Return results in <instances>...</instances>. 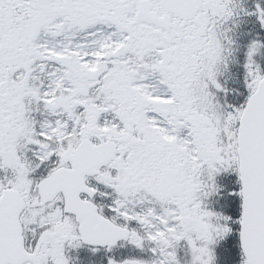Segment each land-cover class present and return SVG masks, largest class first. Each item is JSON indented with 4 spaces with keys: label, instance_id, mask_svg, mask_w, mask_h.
I'll list each match as a JSON object with an SVG mask.
<instances>
[{
    "label": "flooded vegetation",
    "instance_id": "flooded-vegetation-1",
    "mask_svg": "<svg viewBox=\"0 0 264 264\" xmlns=\"http://www.w3.org/2000/svg\"><path fill=\"white\" fill-rule=\"evenodd\" d=\"M10 2L12 0H9ZM139 3H142L145 9L141 16H137ZM2 4L0 66L5 64L4 56L7 51L16 50L22 58L31 56L37 50L38 36L43 38L45 35H53L54 32L85 35L88 30L101 25L105 28H114L118 34L123 35L128 43V52L136 55V58L131 55L132 59L125 62L116 60L113 65L97 68L95 80L86 78L85 71L80 67L65 71L70 80L69 90L67 87L62 100L49 108L55 110L58 116L61 114V119L58 118V140H52L48 144L49 157H53L54 163L67 164L73 146L63 142L62 133L69 127L66 122L69 119L75 120L74 115L80 107V101L90 88L88 85L93 83L114 90V93L107 91L95 93L100 103L103 102L102 97L109 103L108 108L114 117L112 137L118 145L120 144L119 157L109 162L98 176L89 178L90 185L98 191L94 201L100 207L113 212L114 205L118 203V187L125 191L124 194H130L132 187L139 184L140 178L144 181V176L149 172L148 167L152 176L148 179L147 187L154 185V182L158 187V174L165 165L186 169L187 156L186 154L181 156L183 152L181 148L174 159L167 157L165 136L159 130V113L154 107L151 114L155 119H148V100L136 97L134 85L141 84L142 79L155 75L174 82L179 111L184 110L183 114L187 117L186 127H191L194 132H206L204 129L208 126L205 120L207 118L203 114V103L198 102L197 98L205 93H212L209 90L215 82L216 70L210 60L203 58L204 54L210 51L206 46L197 43L189 45L186 41L189 34L195 33L197 29L195 24L193 26V20H184L181 14L177 13V7H167L160 0H14L12 5L7 6L8 10ZM195 21L200 22V17L198 16ZM191 51L193 54H190ZM165 59H169L168 65L165 64ZM63 66L77 65L65 60ZM137 68L144 69L147 75L143 78L137 76L133 71ZM72 77L76 81L71 79ZM230 84L234 86V82ZM2 85L0 77V100L3 98ZM4 106L5 103L0 102V109ZM1 116L0 128H3L5 121ZM180 123L179 117L177 121L179 128ZM74 126L76 127V124ZM124 132L136 133L130 134L134 137L131 139L132 144L121 143V134ZM124 139H129V135H125ZM213 140L214 137L210 142ZM155 143L163 148L160 155L150 150V146ZM35 158L40 159L38 155H35ZM117 161L126 165L139 164L132 171L133 175L123 177ZM140 162H144L143 167L140 166ZM221 164L223 165L222 162ZM232 164L233 160L229 158L228 165ZM183 184L189 194L196 189L191 174L185 173ZM146 186L144 188L149 189ZM83 198L87 196L83 195ZM55 200L59 205L63 203L62 195L59 194ZM52 202L40 203L39 206L32 205L30 210H35L37 215L43 214L46 208L54 209L58 206ZM33 236L30 235L31 242L39 240ZM37 244L38 241L33 247Z\"/></svg>",
    "mask_w": 264,
    "mask_h": 264
},
{
    "label": "rangeland",
    "instance_id": "rangeland-1",
    "mask_svg": "<svg viewBox=\"0 0 264 264\" xmlns=\"http://www.w3.org/2000/svg\"><path fill=\"white\" fill-rule=\"evenodd\" d=\"M246 10L247 13L250 11L248 7H246ZM262 12V23L264 24V10H262ZM186 41H188V44H194L195 42L201 44L202 42H204V38H200L199 35L193 33L188 36ZM204 56L208 60H215L217 57L216 54L213 56L204 54ZM12 70L14 71L15 68H13ZM39 86L43 87V84ZM42 87L40 88V92L42 90ZM52 87L53 85L50 86L49 91L53 90ZM134 87L136 88V90H134V94L136 95V97L142 98V87L136 84L134 85ZM164 103L165 104H161V106L170 109V118H173L176 110H174L172 106H170V104L166 102ZM43 106L44 108H46L45 103H43ZM38 113L42 114L41 109H39ZM17 116L18 114L16 113V111H14V113H12L11 115H5L8 124L6 125L5 129L0 131L6 141V143L4 141V149L2 148V154L5 161V163L2 165H5V170L14 169L16 157L15 150L13 149V144L15 143L17 135L23 133L16 128V125L9 126V124H12ZM182 122L185 123L184 118L182 119ZM46 124L47 122H45V125ZM41 133L43 137H47L48 125L41 129ZM194 134L197 137L200 135L199 132H194ZM28 137L30 139L29 134ZM204 138L205 142L207 143L209 141V138L207 136H204ZM31 140L34 139L31 138L30 141ZM166 140L169 146V153L179 150V144H177L176 146V144L174 143L175 141L170 142L168 141L167 137ZM126 143L131 144V142L128 141ZM37 145L42 146L43 144L37 142ZM203 154L205 155L204 151L202 152V155ZM40 159L44 161L42 164H40V167L43 170L47 169V167L49 166L48 159H44L41 156ZM117 164L120 171L122 172L123 177H126L127 175H133L132 171L139 163L126 165L121 161H117ZM143 165L144 162H140V166L143 167ZM147 171H149L147 173L151 175L149 167ZM26 181L27 179L18 177L12 180L14 185H16L18 188L22 183H26ZM152 185L153 184H151V187ZM118 191L120 193L119 189ZM142 196L144 195H133L135 207L150 206V208L146 209V211L143 212L144 214L134 211L133 218H135V223L139 224L137 226L142 229L148 241L139 238V232L137 231L133 234V237L131 239L132 248L131 250L128 249L130 252H128V259L126 260V264H209L213 256V250L215 246L213 243L214 240L211 232H220V229L218 227L212 226V223L209 221V219L211 218L210 213L208 211L200 210L199 206L196 204H193L191 207H187L186 204L177 206V203L173 204L168 203L167 201L163 202L155 198L151 199L149 204L144 202V197ZM146 199H148V197H146ZM181 213H183V215ZM58 216L59 212L56 210L50 213V218L54 221L55 224L51 226L52 238L48 240V246H50V248H54L52 250L48 249L47 252H54L59 247V239L62 238V240H65L67 237H71L69 233H66L64 231L62 234L60 229L55 226L57 225ZM189 217H192L193 220H196L201 223V225H203L200 231L197 230V222L194 221V223H188L187 219ZM32 221L33 223H43L46 222L47 219H45L43 216H40L38 219L32 218ZM163 221L168 222V224L170 225V229H162L160 227ZM204 228H207V230L209 229V231L205 233ZM192 233L194 234L193 236ZM48 246L46 244V247ZM187 251L189 252V258L187 256ZM140 256L144 257L140 258Z\"/></svg>",
    "mask_w": 264,
    "mask_h": 264
},
{
    "label": "water",
    "instance_id": "water-1",
    "mask_svg": "<svg viewBox=\"0 0 264 264\" xmlns=\"http://www.w3.org/2000/svg\"><path fill=\"white\" fill-rule=\"evenodd\" d=\"M264 83L246 107L242 117L244 129L240 155L242 162V183L244 189L242 245L250 264H264ZM258 118V125L252 128L250 119ZM89 169H83L81 175ZM65 191V189H64ZM66 209L77 214L78 220L85 222L81 228L85 241L100 244L95 239L94 219L99 221L96 230L104 236H110L115 243L120 238H127L123 230L97 217L91 210L85 212L72 201L76 196L65 191ZM23 207L20 196L13 191H6L0 199V264L18 263L27 254L23 247L22 230L18 221ZM92 218V219H91Z\"/></svg>",
    "mask_w": 264,
    "mask_h": 264
},
{
    "label": "trees",
    "instance_id": "trees-1",
    "mask_svg": "<svg viewBox=\"0 0 264 264\" xmlns=\"http://www.w3.org/2000/svg\"><path fill=\"white\" fill-rule=\"evenodd\" d=\"M235 252H236V250H235V246L233 245V246L230 247L229 252L227 251L226 253H227V255H229L230 253L234 255ZM228 253H229V254H228ZM224 261H225V260H224Z\"/></svg>",
    "mask_w": 264,
    "mask_h": 264
}]
</instances>
